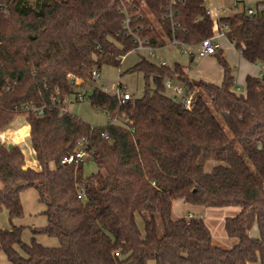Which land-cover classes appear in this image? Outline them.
Returning a JSON list of instances; mask_svg holds the SVG:
<instances>
[{
    "label": "trees",
    "instance_id": "obj_1",
    "mask_svg": "<svg viewBox=\"0 0 264 264\" xmlns=\"http://www.w3.org/2000/svg\"><path fill=\"white\" fill-rule=\"evenodd\" d=\"M223 17L222 30L248 63H264V10ZM129 30L154 49L177 40L197 47L213 36L205 0H0V255L9 264H264V85L248 75L245 93L235 89L233 70L219 50L223 80L194 83L176 63L161 66L146 57L129 73H142L140 99L120 104L95 88L93 109L130 124L92 126L69 112L65 101L93 83V71L120 68L136 48ZM176 80L191 95L185 108L166 94ZM153 85V87L151 86ZM44 108L42 116L27 107ZM20 116L30 127L37 169L25 152L1 140ZM105 136L108 139H105ZM28 136L25 135L24 138ZM97 172L84 164L62 166L79 142ZM208 162H220L210 173ZM36 189L47 224L15 226L25 217L21 193ZM83 194L84 199H79ZM193 207L241 209L225 220L236 240L230 249L213 245L200 217L173 216L174 202ZM144 224L142 231L137 219ZM159 222L163 228L159 235ZM257 225L259 237L251 230ZM58 241L45 247L36 239Z\"/></svg>",
    "mask_w": 264,
    "mask_h": 264
},
{
    "label": "rangeland",
    "instance_id": "obj_2",
    "mask_svg": "<svg viewBox=\"0 0 264 264\" xmlns=\"http://www.w3.org/2000/svg\"><path fill=\"white\" fill-rule=\"evenodd\" d=\"M30 3L35 4L36 0H28ZM264 0H205V6L209 11L219 10L222 13V17L232 16L238 13H241L243 9L247 10L248 8H252L256 10V7ZM224 12V13H223ZM226 43V41H225ZM225 43L223 47V56L226 58L228 64L231 66L233 70V76L235 78L236 88L235 91L238 94L245 93V77L251 71L257 70L256 67L248 64L240 55L239 51L235 47H228ZM194 54L197 51V48L194 49ZM157 58L150 59L146 52L138 53L135 50L130 52L127 56L122 60V64L120 68L106 66L102 68L99 72V77L95 79L93 83H86L82 79H77L79 82L75 84L78 87L77 92L83 95L85 98H88L94 89H107L108 94L111 96H115L119 86L121 85L122 92L125 90L128 94L132 96L133 100L140 99L145 91V79L142 73H129L128 71L136 65L142 57H146L150 59L152 62L156 64H160L159 58H163L166 65L172 67L174 64L179 63L183 68H185L188 72L189 77L192 76L194 83H199L200 81H205L213 84L219 85L222 81V69L218 65L217 56H211L205 59L199 58L197 55L194 56L193 61L183 52L180 51L174 45L170 43L163 49H158L155 51ZM259 68V67H258ZM255 69V70H254ZM252 73V72H251ZM258 77V76H257ZM120 84V85H119ZM153 87V85H151ZM166 94L172 98H174V94L170 91H167ZM77 96H73L68 104L66 105V110L76 116L78 119L92 125L103 127L111 123V117L106 114L104 111L93 109L90 103L85 100L83 102H78L76 100ZM18 117L12 125V137H9L7 140L5 138V143L7 145L11 144V142H16V145H19L23 148L25 152V158L29 160V156L31 154V145L29 137L24 138L22 135H14V130L19 129L21 126L26 125L25 117ZM5 134V132H4ZM21 138V139H20ZM2 140V138H1ZM21 142V143H20ZM15 144V143H14ZM26 164L29 162H27ZM220 162H208L205 166V172L210 173L214 167L220 165ZM27 167V166H26ZM85 174L87 176L92 175L97 172V167L92 160H87L84 164ZM21 201L23 204V208L25 211V217L21 220L15 221V226L17 227H26L23 231V241L25 243H30L32 239V233L30 232V228H40L44 227L47 224V218L43 215L45 210V206L39 202L38 193L36 189L29 188L24 190L21 193ZM185 205L183 202H176L173 209V216L175 219L178 218H191L195 216H189L187 212L184 211ZM189 206V205H188ZM225 210H235L241 211L238 207H229V208H211L207 212L206 216H204L205 223L211 231L213 237V245L220 247L222 249H230L222 246L223 240H227L228 237L224 232V221L230 217H236L231 215V213H227ZM183 213L184 216H182ZM209 212H216L213 216H209ZM237 212V213H239ZM215 215V216H214ZM189 217V218H188ZM138 225L140 229L144 230V224L141 217L137 219ZM0 228H10L8 215L4 211L0 214ZM163 228L159 222V235H162ZM37 241L42 245H45L46 241H58L56 239L48 238L46 236H38L36 237ZM234 240V239H233ZM236 241V240H234ZM47 245V244H46ZM46 247V246H45ZM9 264L5 255H0V264ZM149 264H154L150 262Z\"/></svg>",
    "mask_w": 264,
    "mask_h": 264
},
{
    "label": "built area",
    "instance_id": "obj_3",
    "mask_svg": "<svg viewBox=\"0 0 264 264\" xmlns=\"http://www.w3.org/2000/svg\"><path fill=\"white\" fill-rule=\"evenodd\" d=\"M237 1H241V0H237ZM177 2H178V0H171V5H175V4H177ZM258 9L260 11L264 10V5H261ZM246 12L249 15H253L256 13V10L255 9H247ZM221 13L222 12L219 10H215V11L207 10V14L210 17L212 24H213V36L208 38V39L203 40L199 46L189 47L186 44H183L177 40L170 41L169 43L171 45H174L177 48H179L180 51L183 52L184 55L188 56L189 58H193L195 55H197L199 58L214 56L220 50V46H219V43L217 40H219L220 38L226 37L225 32L222 30V26H221V19L223 18ZM129 24H130V19L127 18L124 22V25H125V28L128 30H129ZM129 34H131V36H133V39L135 41V45H136L135 51L136 52H138V53L146 52L150 59H156L157 58V55L155 53V51L157 49L150 47L148 45L147 41L141 40L131 30H129ZM196 48H197V51L194 54V52H195L194 49H196ZM123 59H124V57L122 58V60ZM159 62H160L159 65H161V66L166 65L163 58H159ZM258 65L262 71V75H261V77H259V79L264 85V63H260ZM92 77L94 80L96 78H98L99 72L96 70L93 71ZM69 80L72 82H75V83L79 82V80L75 79L71 75L69 76ZM164 85H165V88L167 91H170L174 94L173 97H174V100L176 102L183 104L185 108L191 107V98L192 97H191V95L190 96L188 95V91H187L186 86H184L183 84H181L180 82H178L176 80H171V79H167L165 81ZM120 89H121V85L119 86V89L117 90V92L114 96L118 99L120 104H126L127 102L134 101L130 94H128L125 90H123V92H122V90H120ZM100 90L102 92H104L105 94H108L107 89H100ZM76 100L78 102H83L85 100H87L89 102V97L85 98L83 95L78 93ZM69 101L70 100L67 99L65 101V104L67 105ZM26 110H27V112L34 113L38 116H42L43 112H44V108H36L34 106L27 107ZM67 112L68 111L66 110V107H65V109L63 110V113H67ZM111 124L128 125V124H130V122L126 118L120 119V118L116 117V118H112ZM29 135H30V133H28V137H29ZM105 139H108V137L105 136ZM2 142H4V139H2ZM85 148H86V141L79 142L76 152L74 154H72L71 156L64 158L61 161V165L62 166L79 165V164H85L87 160H92L90 155H88L86 153ZM79 199H84V195L81 194L79 196Z\"/></svg>",
    "mask_w": 264,
    "mask_h": 264
},
{
    "label": "crops",
    "instance_id": "obj_4",
    "mask_svg": "<svg viewBox=\"0 0 264 264\" xmlns=\"http://www.w3.org/2000/svg\"><path fill=\"white\" fill-rule=\"evenodd\" d=\"M248 9H252V8H248ZM243 10H245V9H243ZM246 11V10H245ZM218 41V43H219V46H220V50L221 51H223V47L225 46V45H223V43H225V41H226V45L228 46V47H234V45L226 38V37H223V38H220L219 40H217ZM208 57H211V56H208ZM208 57H205V58H208ZM242 57V56H241ZM205 58H201V59H205ZM243 58V57H242ZM193 59H194V57L193 58H190V60L191 61H193ZM246 61V60H245ZM247 62V61H246ZM248 63V62H247ZM248 64H250V63H248ZM250 65H252V66H254V67H256L257 68V70H255V72L254 71H251L250 73H248L247 74V76L248 75H250V76H253V77H255V78H259V77H261V75H262V71H261V68L259 67V65H253V64H250ZM259 67V68H258ZM185 69V68H184ZM186 70V69H185ZM187 71V70H186ZM223 76V75H222ZM246 76V77H247ZM258 76V77H257ZM246 77H245V79H246ZM190 79L193 81V79H192V76H190ZM222 80H223V77H222ZM221 83H222V81H221ZM220 83V84H221ZM244 84H245V82H244ZM22 118H24V117H22ZM25 119V118H24ZM14 125L16 124V123H13ZM12 124V125H13ZM12 125L5 131V134H4V141H5V138H6V140L9 138V137H12L11 135V133H12ZM24 126H26V127H28L29 128V130H28V133H30V127L27 125V123H26V125H24ZM20 128H22V126L20 127ZM19 128V129H20ZM19 129H16V130H14L15 132H17ZM15 132H14V134H15ZM14 134H13V136H14ZM22 138V137H21ZM20 138V139H21ZM23 139V141L25 140V138H22ZM29 139H30V135H29ZM15 143V144H14ZM21 143V142H20ZM11 144H13V145H16V142H11ZM30 158H29V160H27V167H31V168H34V169H37V167H38V165H37V163H36V161L34 160V158H33V151H32V149H31V154H30V156H29ZM177 202H179V201H177ZM181 202H183V201H181ZM175 203L176 202H174V205H175ZM184 204H187V203H185V202H183ZM189 204H187V205H185L184 207H185V209H184V211L185 212H187V214H189V216H195V217H200V218H202L203 220H204V222H205V219H204V216H206V214H207V212L209 211V209H211V208H205V207H193V206H191V205H189ZM227 208H229V207H227ZM173 209H174V206H173ZM219 209V208H218ZM226 209V208H225ZM225 211H228L227 213H231V215L232 216H234L235 214H239V213H237V212H239V211H235V210H225ZM216 212H209L208 214H209V216H213V214H215ZM179 214H182V216H184L183 215V213H180L179 212ZM215 216V215H214ZM189 218V217H188ZM226 220V219H225ZM15 223V222H14ZM224 224H225V221H224ZM225 232V231H224ZM251 236L253 237V238H258L259 237V230H258V226L257 225H255L254 227H253V229L251 230ZM225 235L227 236V234L225 233ZM228 237V236H227ZM213 238V237H212ZM47 243V245L45 244L44 246H46V247H57L58 246V244H57V242L56 241H46ZM235 243H236V241H234L233 239H230V238H228L227 240H223V242H222V246H225V248H232L234 245H235ZM3 264H4V262H3Z\"/></svg>",
    "mask_w": 264,
    "mask_h": 264
},
{
    "label": "bare ground",
    "instance_id": "obj_5",
    "mask_svg": "<svg viewBox=\"0 0 264 264\" xmlns=\"http://www.w3.org/2000/svg\"><path fill=\"white\" fill-rule=\"evenodd\" d=\"M28 130H29V128L28 127H26V126H22V128H20L17 132H15V134L14 135H18V136H25V135H27L28 136ZM21 136V137H22ZM1 138L3 139L4 138V132L1 134Z\"/></svg>",
    "mask_w": 264,
    "mask_h": 264
},
{
    "label": "water",
    "instance_id": "obj_6",
    "mask_svg": "<svg viewBox=\"0 0 264 264\" xmlns=\"http://www.w3.org/2000/svg\"><path fill=\"white\" fill-rule=\"evenodd\" d=\"M14 146L13 144H9V147Z\"/></svg>",
    "mask_w": 264,
    "mask_h": 264
}]
</instances>
